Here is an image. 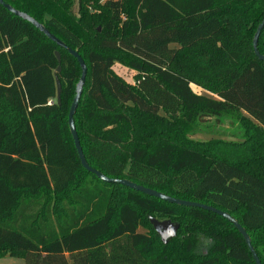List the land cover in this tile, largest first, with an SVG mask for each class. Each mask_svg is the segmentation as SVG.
<instances>
[{
  "label": "trees",
  "instance_id": "obj_1",
  "mask_svg": "<svg viewBox=\"0 0 264 264\" xmlns=\"http://www.w3.org/2000/svg\"><path fill=\"white\" fill-rule=\"evenodd\" d=\"M3 1L84 59L74 121L89 165L228 212L264 264V61L253 47L264 0ZM258 48L264 55V29ZM118 63L136 84L115 72ZM81 76L73 55L0 3V258L256 264L222 216L84 168L69 126ZM225 119L238 124L237 139L195 138ZM151 217L179 223L178 235L164 243Z\"/></svg>",
  "mask_w": 264,
  "mask_h": 264
},
{
  "label": "water",
  "instance_id": "obj_2",
  "mask_svg": "<svg viewBox=\"0 0 264 264\" xmlns=\"http://www.w3.org/2000/svg\"><path fill=\"white\" fill-rule=\"evenodd\" d=\"M0 3L3 6H5L10 12H12L14 15L19 16V17L29 21L30 23H32L36 28H38L41 32H43L50 40L55 42L59 47L65 48L71 55H73L78 60L80 66L82 68V76L76 85V95H75L73 102L71 104V108H70V112H69V126H70V131L72 133L79 158L81 160L82 165L84 166V168L87 171L95 174L101 181H103L105 183L123 185V186H126L128 188L134 189L138 192L144 193L146 195L159 198V199L166 201L168 203H171V204H177V205L185 206V207L201 208V209L211 211L215 214H218L219 216H222L223 218L227 219L230 223H232L235 226V228L238 230V232L243 236L246 244L248 245V247H249V249L253 255V258H254L256 264H263L261 262L259 256H258V254L256 253L253 245H252L251 237L249 236L246 229L233 216H231L228 212L223 211V210L216 208L214 206H211V205L174 198L172 196L166 195L162 192L153 190L151 188L145 187L143 185L137 184V183L132 182V181L127 180V179L110 178V177L105 176L100 171L92 168L89 165V163L87 162V159L85 157L83 148H82L80 140H79V136H78L77 131H76L75 121H74V115L76 113L80 98H81L82 93H83V89H84V85H85V81H86V76H87V71H88V68H87V65H86L84 59L81 57V55L76 50L67 46L62 40L57 38L43 24H41L40 22L35 20L33 17H31L30 15H28L24 12L16 10L11 5L5 3L3 0H0ZM263 29H264V19L259 24L257 31L254 35V39H253V47H254L255 54L262 61H264V55L260 53L259 48H258V43H259V38H260V35H261ZM56 56H57V59L60 63L61 62V54L58 51L56 52ZM60 71H61V65L58 66V68H57V72H60ZM56 82H57V102L61 103L62 85H61V82H60L58 77H56ZM150 221H151L154 229L156 230V232L158 233V235L160 236L161 240L164 243H168L171 239L175 238L178 235V231L180 229L179 223H175V222L171 221L170 219L159 220V219L154 218V217H151Z\"/></svg>",
  "mask_w": 264,
  "mask_h": 264
},
{
  "label": "rangeland",
  "instance_id": "obj_3",
  "mask_svg": "<svg viewBox=\"0 0 264 264\" xmlns=\"http://www.w3.org/2000/svg\"><path fill=\"white\" fill-rule=\"evenodd\" d=\"M77 8V7H76ZM76 10V9H75ZM114 70L117 74L123 77L127 82L136 84V72L127 68L125 65L118 63ZM193 90L196 93H207L206 89L199 85H194ZM240 134V129L237 123H233L229 119H225L222 123L211 122L210 126H206L204 131L195 136L196 139L206 140L213 137L225 139H237ZM0 264H24L22 259L11 257L0 258Z\"/></svg>",
  "mask_w": 264,
  "mask_h": 264
},
{
  "label": "crops",
  "instance_id": "obj_4",
  "mask_svg": "<svg viewBox=\"0 0 264 264\" xmlns=\"http://www.w3.org/2000/svg\"><path fill=\"white\" fill-rule=\"evenodd\" d=\"M4 258H6V257H4Z\"/></svg>",
  "mask_w": 264,
  "mask_h": 264
}]
</instances>
